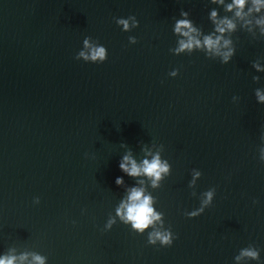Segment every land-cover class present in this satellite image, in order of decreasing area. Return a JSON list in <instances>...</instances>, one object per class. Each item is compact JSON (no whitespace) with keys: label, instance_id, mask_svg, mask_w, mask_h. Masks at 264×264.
Segmentation results:
<instances>
[{"label":"water","instance_id":"water-1","mask_svg":"<svg viewBox=\"0 0 264 264\" xmlns=\"http://www.w3.org/2000/svg\"><path fill=\"white\" fill-rule=\"evenodd\" d=\"M261 97L264 0H0V261L264 264Z\"/></svg>","mask_w":264,"mask_h":264},{"label":"clouds","instance_id":"clouds-1","mask_svg":"<svg viewBox=\"0 0 264 264\" xmlns=\"http://www.w3.org/2000/svg\"><path fill=\"white\" fill-rule=\"evenodd\" d=\"M236 2L240 5L243 4V0H236ZM231 7V6H230ZM182 26H187V22L186 21H180L177 24V28L176 31H180ZM125 27H127V24L125 22ZM229 27H231V24H229ZM222 31V29H221ZM185 35H187V33H185ZM199 43V42H197ZM205 44L208 47H215V42L211 39V38H205ZM185 47H191V39L189 41L188 44H185L183 41H181V49L185 48ZM83 55V53L81 54ZM105 55V50L104 48H98L95 49L92 53L91 59L92 60H96L97 57L103 59ZM87 58V57H86ZM262 100H264V97H261ZM126 161L128 160V157L124 158ZM132 166H131V170L129 171L128 167L126 164L121 163L120 164V168L123 169L124 171H129L130 175H138L140 172V169L137 168L135 162H131ZM145 167L143 169L144 173L150 175V176H156L157 178H159V174L160 172H166L167 171V167L166 166H161L160 162L158 159H154L151 163H149L147 160L144 161ZM121 181L118 179L117 183H120ZM141 191L139 190H133L130 196V200L133 201V203L131 204V206L127 207V219L131 220L133 222V226L137 229L143 230L144 228H146L151 222H152V215H153V210L152 208L149 206L150 201L148 198H144L142 202L140 203H135L136 201H139L141 198ZM209 198H211V193H208ZM157 236H159V234L157 233ZM162 240L166 243H170V241H168L167 237H163ZM246 255H250V256H255V253L253 252H247L245 253ZM37 259H39V257H37ZM0 264H4V261H0ZM8 264H11V262L9 261Z\"/></svg>","mask_w":264,"mask_h":264}]
</instances>
